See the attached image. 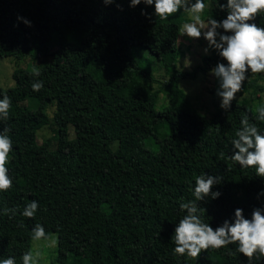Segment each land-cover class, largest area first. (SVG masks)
<instances>
[{"label":"trees","instance_id":"16d2710c","mask_svg":"<svg viewBox=\"0 0 264 264\" xmlns=\"http://www.w3.org/2000/svg\"><path fill=\"white\" fill-rule=\"evenodd\" d=\"M226 2L207 0L206 20L226 18L219 7ZM184 22L162 20L154 5L130 6V0H0V57L30 58L13 69V87L0 88V98L12 100L0 130L10 128L13 142L6 164L13 187L0 191V259L12 256L21 264L40 223L57 235L53 264H250L238 243L201 250L198 258L173 254L174 229L186 214L180 204L195 199L201 173L221 178L212 188L218 198L197 201L213 229L226 219L232 223L236 208L251 219L253 208L264 207V177L230 159L243 115L264 132L243 97L259 98L263 87L249 72L227 111L210 117L191 111L179 81L226 61L209 48L200 64L181 71ZM251 23L264 28V14ZM132 44L157 58L167 74L162 88H154V76L131 55ZM40 56L45 60L38 63ZM36 80L44 85L38 92L31 87ZM163 90L167 103L156 110ZM28 98L39 102L36 109L23 104ZM48 103L55 106V148L36 142ZM33 200L35 217H24ZM5 208L16 212L5 214ZM251 264H264V257Z\"/></svg>","mask_w":264,"mask_h":264},{"label":"clouds","instance_id":"9594fccd","mask_svg":"<svg viewBox=\"0 0 264 264\" xmlns=\"http://www.w3.org/2000/svg\"><path fill=\"white\" fill-rule=\"evenodd\" d=\"M141 2L145 5H154L156 16L162 20L168 19L181 9L187 12L192 22L183 24L180 35H187L190 38L203 36L208 42V47L217 50L224 58L226 63L217 62L210 72L218 80L217 95L221 98L220 107L225 111L236 99V93L241 91L248 73L264 72V28L251 23L258 13L264 14V0H227L226 4H219L221 10L227 11L226 18L218 21L209 17L206 22L201 18L206 9L204 0H194V2L193 0H130V6H137ZM103 3L107 5L113 3V0H103ZM24 23L30 25V21L26 19ZM218 29H223L224 32ZM204 51L207 53L208 48ZM33 75L39 76V70L33 69ZM43 86V82L39 80L31 85L34 92L40 91ZM11 106V97L4 94L0 98V121L9 118ZM256 112V119L264 122V105L257 107ZM240 124L241 127L235 132L236 138L231 142L233 153L230 159L243 168L255 166L256 175L264 177V132H261L255 123L250 122L248 115L242 116ZM9 132L8 127L0 130V191H7L13 187V180L8 175L6 167L13 149ZM220 180L218 176L205 173L196 176L193 189L195 199L180 204V208L186 210V214L179 219L174 229L173 254L181 256L187 254L192 258H198L201 250L220 249L238 243L237 251L243 253L251 264V261L264 257V207L253 208L251 219L245 218L243 209L236 208L232 223L226 219L213 229L203 220L202 212L205 213V209L200 207L197 201H202L205 197L218 198L221 193L212 191V188ZM261 194H264V190ZM38 207V202L33 200L24 207L21 214L27 218H34ZM15 212L16 209H4L5 214H15ZM31 231L32 239L35 241H53V237L40 223L35 224ZM0 264H17V261L15 257L9 256L0 259ZM21 264H40L39 251H26L22 255Z\"/></svg>","mask_w":264,"mask_h":264},{"label":"rangeland","instance_id":"374dc122","mask_svg":"<svg viewBox=\"0 0 264 264\" xmlns=\"http://www.w3.org/2000/svg\"><path fill=\"white\" fill-rule=\"evenodd\" d=\"M194 2V0H193ZM207 8V0H204ZM206 10V9H205ZM183 17L185 22H192L190 15L184 10H180L175 14H172L168 18ZM205 22V12L201 17ZM183 23V24H184ZM181 25V28L183 26ZM178 53H177V67L181 71H190L197 64L201 63L202 55L206 54L204 49L209 48L208 42L203 36L200 38H190L187 35L178 38ZM130 53L133 57L140 60L143 66L154 76L155 81L153 86L155 89L162 88L163 83L167 78V74L164 72L159 61L153 56L147 49L141 48L138 44H132L130 47ZM45 60L43 56H40L37 62ZM30 62L29 57H25L19 61H16L12 56L0 57V88L2 90L13 87L14 80L12 78V71L18 64L20 67H25ZM189 62V63H188ZM188 65L186 66V64ZM251 76L257 77L259 84L263 87V91L260 93L259 98H253L250 92L244 94L246 105L252 109H256L259 105H264V72L251 73ZM219 83L217 78L209 71L208 73H198L194 79H181L179 81V89L184 92L185 103L191 111H196L200 114L210 117L220 107L221 98L217 95V89ZM240 95L236 93V98H240ZM167 103V95L163 90L159 95L158 102L155 106L156 110H162L163 105ZM24 105L36 109L39 102L35 99H26L23 101ZM55 106L52 103H48L45 106V120L36 131V142L41 144L44 141H48L51 148L56 146L55 135L57 133V125L53 118ZM163 131V129H161ZM74 136V131L71 126L68 127V138ZM145 145L150 150L155 149V145L149 140H145ZM53 241L32 239L31 247L32 251H39L40 264H53V260L57 256V235L52 233ZM51 245V246H50Z\"/></svg>","mask_w":264,"mask_h":264}]
</instances>
